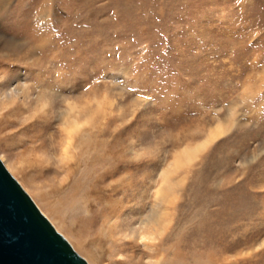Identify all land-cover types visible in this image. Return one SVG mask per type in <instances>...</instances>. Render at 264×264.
Returning a JSON list of instances; mask_svg holds the SVG:
<instances>
[{"label": "rangeland", "instance_id": "obj_1", "mask_svg": "<svg viewBox=\"0 0 264 264\" xmlns=\"http://www.w3.org/2000/svg\"><path fill=\"white\" fill-rule=\"evenodd\" d=\"M0 158L90 264H264V0H0Z\"/></svg>", "mask_w": 264, "mask_h": 264}, {"label": "water", "instance_id": "obj_2", "mask_svg": "<svg viewBox=\"0 0 264 264\" xmlns=\"http://www.w3.org/2000/svg\"><path fill=\"white\" fill-rule=\"evenodd\" d=\"M0 264H90L0 158Z\"/></svg>", "mask_w": 264, "mask_h": 264}, {"label": "bare ground", "instance_id": "obj_3", "mask_svg": "<svg viewBox=\"0 0 264 264\" xmlns=\"http://www.w3.org/2000/svg\"><path fill=\"white\" fill-rule=\"evenodd\" d=\"M16 98H17V95L15 93V90L13 89L4 95L3 99L6 100L4 105L7 106L9 104L14 103L16 101ZM226 130H227V128L224 127L223 125H221L220 128L216 127L213 130H211V132L208 135V138L206 139V141L204 143H199L193 148H187L186 149L187 155H188L187 158L194 157L197 152H199L200 150H202L205 147V144H208V142H210L211 140L213 141L218 136H220L221 133H224ZM182 156H183V154H180L179 158ZM184 157L186 158L185 155H184ZM181 163L182 162H180V161H176L175 164H176V166H180ZM169 174H170L169 170L163 171L161 174L164 181H163V184L161 185V187L159 188V190L157 192V199H156L157 203L155 205H153V208L151 209V213L146 215L143 219H141L140 223L137 226L138 229L136 227V229L133 232L130 231V232L125 233V234L121 233L123 236H125V237H127V236L138 237L142 240L144 245L148 246V247H153L154 245H157L156 244V243H158L157 240H160L162 238L161 236L169 228V218L167 215L168 211L165 210V209L169 208L168 205H166L167 192H169L171 189H173V186L171 185V181L169 178ZM77 193L81 194L80 195V196H82L81 198L84 199L86 195L90 194V190L84 186H80V185L75 186L73 189V193L71 195L66 196L65 202H64V204H62L61 209L73 208L74 196ZM88 221H91V222H89L90 228L95 229L98 221L93 220V218L89 219ZM87 224L88 223H86L84 220L79 222V228H78L79 232L85 233L89 229L87 227ZM84 233H82V234H84ZM117 246L120 248L118 251L112 250L113 255L111 257V259H112L111 263L139 264V262H136V261L134 262V255H131V259L128 256H126V259L121 260V262L114 261V256L118 255L119 257H125L124 250L126 249V247H125L126 243H122V244L119 243V244H117ZM153 249H154V247H153ZM155 252H156V250H155ZM154 254H156V253H154ZM151 255L155 256L153 254H151ZM160 255H161V253H160ZM175 260H176V258H175Z\"/></svg>", "mask_w": 264, "mask_h": 264}]
</instances>
